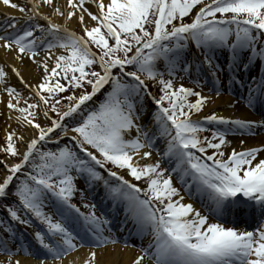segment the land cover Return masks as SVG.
Wrapping results in <instances>:
<instances>
[{
	"label": "snow or ice",
	"instance_id": "obj_1",
	"mask_svg": "<svg viewBox=\"0 0 264 264\" xmlns=\"http://www.w3.org/2000/svg\"><path fill=\"white\" fill-rule=\"evenodd\" d=\"M0 8V264H264V0Z\"/></svg>",
	"mask_w": 264,
	"mask_h": 264
},
{
	"label": "bare ground",
	"instance_id": "obj_2",
	"mask_svg": "<svg viewBox=\"0 0 264 264\" xmlns=\"http://www.w3.org/2000/svg\"><path fill=\"white\" fill-rule=\"evenodd\" d=\"M17 2H19V0H17ZM2 11H9L10 12L12 10L0 8V12H2ZM16 14L19 15V13H16ZM257 71L258 70L256 68V72ZM221 80H222L221 87L223 88V91H222L220 97H216L214 91L210 93L209 89L203 88L204 93L205 94H211L216 101L215 105H213L212 107H214L215 110L221 114L248 117V118H252V119H259V113L258 112H253L250 109H247L244 107V103L240 99L241 91L234 94V92H236L235 85H234L232 88V91L230 92L228 90L226 82H224L225 78L223 76L221 77ZM14 83H15V81H14ZM233 101H235V107H229V105L232 104ZM148 107H149V109H151V107H152L150 101L148 102ZM205 111H207V109ZM241 138L242 137L234 136V137H231L229 139L232 141L233 146H238V141ZM262 140H264V136H257L256 138H248L246 140L245 146L255 145V144L261 142ZM98 194H100V197L103 195V189L102 188L98 189L96 191L95 195H98ZM195 206L199 207L200 205L197 203ZM132 254L133 253L129 252V256H131Z\"/></svg>",
	"mask_w": 264,
	"mask_h": 264
},
{
	"label": "rangeland",
	"instance_id": "obj_3",
	"mask_svg": "<svg viewBox=\"0 0 264 264\" xmlns=\"http://www.w3.org/2000/svg\"><path fill=\"white\" fill-rule=\"evenodd\" d=\"M185 82H186V84L189 83L188 81H185ZM189 86H191V84ZM0 110H2V109H0ZM3 124H4L3 117H0V136L3 135V131H2L3 130ZM209 134L210 133H208V132L204 133V135H209ZM228 138H231V137H228ZM0 142H2V140H0ZM81 184H82V182H81ZM18 227L21 228L22 230L24 229V226H22V225H18ZM26 232L27 233H31L32 232V228H27Z\"/></svg>",
	"mask_w": 264,
	"mask_h": 264
}]
</instances>
